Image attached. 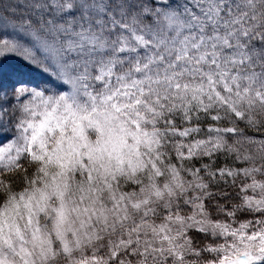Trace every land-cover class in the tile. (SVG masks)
<instances>
[{"label":"snow or ice","instance_id":"6c2138e0","mask_svg":"<svg viewBox=\"0 0 264 264\" xmlns=\"http://www.w3.org/2000/svg\"><path fill=\"white\" fill-rule=\"evenodd\" d=\"M0 264H264V0H0Z\"/></svg>","mask_w":264,"mask_h":264}]
</instances>
